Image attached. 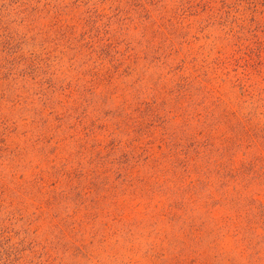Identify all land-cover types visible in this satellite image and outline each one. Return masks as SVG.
<instances>
[{
	"label": "rangeland",
	"instance_id": "rangeland-1",
	"mask_svg": "<svg viewBox=\"0 0 264 264\" xmlns=\"http://www.w3.org/2000/svg\"><path fill=\"white\" fill-rule=\"evenodd\" d=\"M0 264H264V0H0Z\"/></svg>",
	"mask_w": 264,
	"mask_h": 264
}]
</instances>
